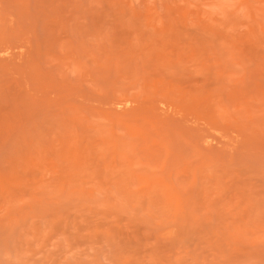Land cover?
<instances>
[{"label": "rangeland", "instance_id": "rangeland-1", "mask_svg": "<svg viewBox=\"0 0 264 264\" xmlns=\"http://www.w3.org/2000/svg\"><path fill=\"white\" fill-rule=\"evenodd\" d=\"M0 264H264V0H0Z\"/></svg>", "mask_w": 264, "mask_h": 264}]
</instances>
